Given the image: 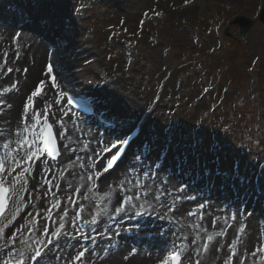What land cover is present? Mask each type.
I'll return each instance as SVG.
<instances>
[{"label": "rangeland", "instance_id": "374dc122", "mask_svg": "<svg viewBox=\"0 0 264 264\" xmlns=\"http://www.w3.org/2000/svg\"><path fill=\"white\" fill-rule=\"evenodd\" d=\"M41 1L49 2L48 8L54 2L60 5L61 27L55 26L53 34L56 44L60 42L56 34L64 32L62 18L73 13L77 16L73 21L75 39H86L94 50V59L116 73L117 118L145 121L147 134L156 132L174 143L175 157H182V149H186L201 168L211 167L219 173V185L254 189L258 204L246 220L240 217L237 205V224H233L230 208L224 207L227 196L218 191L211 196L222 197L220 227L224 232L229 228V235L216 237L203 264L213 259L218 264L227 261L239 231L243 233L238 245L240 255L245 254L250 264H264V234L259 220L264 217V24L258 20L264 0H34ZM80 8H85L83 13ZM7 11L8 6L0 2V22L43 41L26 26L20 28V24L5 20ZM237 16L252 21L245 39L231 23ZM129 58L135 59L133 65ZM63 64L69 68V57ZM79 69H75L76 75L85 81L99 75L94 69ZM134 148L113 177L136 156ZM183 178L178 177V184L186 186L183 197L187 204L181 207L193 205L195 209L193 196L202 195L200 187L191 185V179L183 183ZM89 184L95 188L94 178ZM203 194L210 195L208 189ZM162 209L159 214L171 231L170 237L175 238L174 228L193 235L199 210L187 220L176 216L177 205L166 204ZM137 210H133V216ZM49 256L40 264H47Z\"/></svg>", "mask_w": 264, "mask_h": 264}, {"label": "bare ground", "instance_id": "6f19581e", "mask_svg": "<svg viewBox=\"0 0 264 264\" xmlns=\"http://www.w3.org/2000/svg\"><path fill=\"white\" fill-rule=\"evenodd\" d=\"M25 4L29 21L35 25L40 23L44 16L46 19L53 18L50 9L56 10V14L60 10V5L56 2L50 9L47 7L49 2L36 3L34 0H28ZM74 33L56 34L58 38L60 37V44L57 50H52L31 34L0 22V101H2L0 103V160L4 161L3 173L15 174L21 180V192L16 194L15 198V219L12 214L8 219L12 220V224L5 229L7 236L16 232V236L13 237L15 242L7 244L6 248H0V264H17L18 261L29 264V251L59 226L60 216L65 211L67 215L64 216V229L57 241L46 251L50 254L47 264H70V262L71 264H161L167 249L163 234L171 233L165 228L164 218L159 214L166 204L177 205L179 213L176 216L179 219L185 216L187 220H191L192 215H188L189 212L187 213L186 209L193 212L199 210L197 213L199 222H193L196 229L193 235L189 236V242L193 250L200 255L198 259H187L186 264H203L216 243V237H220L219 233L223 232L225 237L229 235V228H226L224 232L220 227L223 219L220 217L218 208L222 197L213 198L211 196L216 195V191L208 190L210 195L205 196L208 197L207 200L202 196L204 188L200 187L199 191L202 195L193 196V204L196 208L194 209L193 205L187 208L181 207L182 204H187L183 197L186 186L178 184V175L181 173L170 159L166 161L165 168L160 170L155 167V161L158 160L157 148L162 144L165 147H172L173 142L157 137V142L153 143L152 155L147 156L135 150L136 156L121 168L117 177L109 175L104 178L100 189L92 188L89 184V177L94 178L103 160V145L114 139L115 135L113 137L100 135L89 121L69 110L63 102L59 101V84L53 73L55 72L64 85L76 86L78 91L89 97L101 111H107L112 115L120 110L114 99L119 78L109 66L99 59H94V50L87 44V40H76ZM66 56L69 57V68L68 65L63 64ZM55 64H61V66L56 69ZM48 65L52 66L51 73L47 72ZM79 68L94 69L99 75L96 79L82 80L76 75L78 71L76 72L75 69ZM51 77L55 78V87L52 86ZM41 80L45 81L40 94L42 99L34 97V107L30 103L25 113L23 111L25 98ZM13 84L17 86L13 88ZM48 105H51L48 110L57 115L54 123L58 135L60 132L64 133L63 136L59 135L63 155L56 166L43 165L33 169L29 163L27 164L30 148L27 132L30 118ZM152 136L157 135L154 133ZM175 145L178 146L179 143ZM97 153L100 155L98 156ZM25 169L28 171L25 172ZM145 173L148 175L145 176ZM136 180L143 182L140 189L133 187ZM128 181H132V184ZM121 182H124L123 192L119 188ZM129 188L131 191H128ZM149 188L151 191L147 197L142 195L140 200L133 201L137 206L147 201L145 210L142 212L150 216L146 221L142 222L134 217L135 208L128 211L131 207L128 204H125L124 212H115L125 195L134 196L137 190L145 191ZM157 190L165 193L159 201L154 199ZM224 202L226 203L224 207L230 208L232 212L233 224H237L236 200L226 199ZM57 203L59 207H55ZM148 204L152 207L149 208ZM200 205L203 207L201 208ZM49 209H51L50 218H48ZM76 209L87 210L90 220L87 226L83 225L80 219L75 218ZM73 211H75L74 218ZM248 213L250 217L251 212ZM157 214H159L158 220L155 219L158 217ZM93 216L97 218L95 223H92ZM259 220L262 222L264 234V217ZM45 226L48 228L47 233H44ZM17 229H19L18 232ZM64 232L72 235L65 236ZM236 234L233 254H230L223 264H250L245 254L240 255V248L238 251L243 233L239 231ZM208 235H212L211 241H207ZM79 237L87 239V242L82 243ZM194 239L195 244L192 243ZM261 242L264 244V238ZM205 243L208 245L207 249L204 247ZM3 244L2 239L0 245ZM81 250H87L84 258L79 262L73 261L72 257ZM21 251L24 252L23 257L18 255ZM210 264L218 263L213 259Z\"/></svg>", "mask_w": 264, "mask_h": 264}, {"label": "snow or ice", "instance_id": "6c2138e0", "mask_svg": "<svg viewBox=\"0 0 264 264\" xmlns=\"http://www.w3.org/2000/svg\"><path fill=\"white\" fill-rule=\"evenodd\" d=\"M8 71H12V69H8ZM26 71V69H25ZM47 72L51 73L52 72V66L48 65L47 66ZM51 79L53 80V87H55V78L51 77ZM45 84V81L41 80L39 82V84L35 87V89L33 91H31V93L29 95L26 96L25 98V102L23 104V111L26 113L28 111L29 105L30 103L33 105L34 107V97H37L41 94L43 86ZM17 85L13 84L12 87L15 88ZM5 91H7V89H5ZM58 102V101H57ZM0 103H2V101H0ZM69 103H71V101L69 100ZM51 105H48L45 107L44 109V115L43 117H41V114L39 111H37L35 113V115H33L31 117V119L33 121H36L37 123H40L42 121L43 123V127H41L40 131L41 133L44 135L43 138V151H47V153L49 155H52L53 152L55 151V146H56V137L53 135V125L51 123L48 122V108H50ZM67 113H65L66 115ZM33 127H35V125H33ZM60 136H63L64 133L60 132L59 133ZM26 142V141H25ZM130 143L129 139L125 138V139H117L115 143L110 144L109 146L105 147L102 149V152L104 153H108V159H107V163H101V165L99 166L102 171H108L109 169L113 168L114 165H116L118 163V161L121 158L122 152H124L125 150L121 147L122 145H128ZM31 151V150H29ZM38 152L41 150H37ZM37 155V153H32V155L27 156V160L30 162L33 158V156ZM97 155L99 156L100 153H97ZM136 159H139V157H136ZM16 162V161H14ZM4 169V161L0 160V172H3ZM25 172L28 171V169L24 170ZM96 177H99L100 172L98 171L96 174ZM148 173H145V176H147ZM153 175H155V173H153ZM89 179H92V177H89ZM129 184H132V181H128ZM142 181L141 180H136L135 184L133 185V187H136L137 189H140L142 186ZM4 181L2 179H0V200L4 199V194L8 192V189L5 188L4 186ZM120 191H124V182H121V184L119 185ZM182 190V189H181ZM128 191H131V188L128 189ZM149 191H151V189H147L145 191H140L137 190L135 195H125L123 197V200L120 202L119 206L115 209L116 213H121L125 211V204L131 205V207L128 209V211H131L133 208H139V211L136 212L137 215H140L144 210H145V204L147 203V201H145V203H141L138 206L136 204L133 203L134 200H140L141 196L143 195L144 197H147ZM165 195V193L163 191L157 190V193L154 197L155 201H159L161 196ZM85 199H87V197H85ZM177 199H179V197H177ZM59 203H57L55 205V207H59ZM81 207H83L81 205ZM148 207L151 208L152 205L148 204ZM200 207L202 208L203 205H200ZM169 211H172V209L170 208ZM3 212V207H0V213ZM51 215V209H49V213H48V218H50ZM67 215V212L65 211L63 215L60 216V221L61 223L59 224V226L51 232V235L48 236L47 238V243L51 244L54 238H58L61 235V231L62 229H64V216ZM188 215H195L194 212H189ZM76 219L80 218V214L79 212L76 214ZM234 218V217H233ZM13 219H15V214H13ZM96 216L92 217V223L96 222ZM215 223V221H214ZM12 224V220H8L6 224L3 225V227H0V239L4 240V244L0 245V248H6L7 244L9 243H14L15 241L13 240V237L16 236V232H13L11 234V236H7L5 233V229L8 228L9 225ZM17 232L19 231V229L16 230ZM29 231H31V229H29ZM48 232V228L47 226L44 227V233ZM65 236H70L72 235L71 233L68 232H64L63 233ZM219 235H223V232L219 233ZM198 238V237H197ZM213 239L212 235H208L207 236V241H211ZM195 239L192 241L193 244H195ZM47 247V245H45L44 247H38L34 254L30 255V259L32 260H37L38 258H40L42 256V254L45 251V248ZM205 249H207L208 245L207 243L204 244ZM87 250H81L79 251L75 256L72 257L73 261L79 262L81 261L84 256H85V252ZM135 251V250H133ZM18 255L20 257L24 256V252H19ZM125 259H127V257H125ZM180 261V255L179 252H174L172 255V264H178V262ZM17 264H23V261H18ZM71 264V262H70ZM161 264H168V261H162Z\"/></svg>", "mask_w": 264, "mask_h": 264}, {"label": "water", "instance_id": "95a60500", "mask_svg": "<svg viewBox=\"0 0 264 264\" xmlns=\"http://www.w3.org/2000/svg\"><path fill=\"white\" fill-rule=\"evenodd\" d=\"M258 20L264 24V6L259 13ZM231 23L237 26L238 35L240 36V38L245 39L247 37L248 30L252 26V21L246 17L237 16L233 18Z\"/></svg>", "mask_w": 264, "mask_h": 264}]
</instances>
